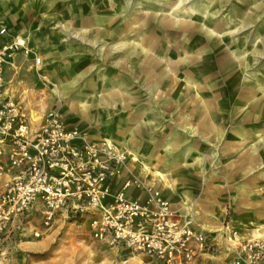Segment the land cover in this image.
I'll return each mask as SVG.
<instances>
[{
    "label": "rangeland",
    "instance_id": "1",
    "mask_svg": "<svg viewBox=\"0 0 264 264\" xmlns=\"http://www.w3.org/2000/svg\"><path fill=\"white\" fill-rule=\"evenodd\" d=\"M7 20L46 64L35 74L16 60L7 85L36 114L58 109L90 139L126 152L121 180L164 195L168 179H179L168 164L177 161L180 183L191 171L218 180L220 230L232 228L239 186L242 203L264 206V0H0V25ZM203 104L212 131L198 120ZM126 124L137 146L104 133ZM16 243L0 251V264H159L107 249L85 217L58 215L39 237L25 231ZM223 252L231 254L227 238Z\"/></svg>",
    "mask_w": 264,
    "mask_h": 264
},
{
    "label": "built area",
    "instance_id": "2",
    "mask_svg": "<svg viewBox=\"0 0 264 264\" xmlns=\"http://www.w3.org/2000/svg\"><path fill=\"white\" fill-rule=\"evenodd\" d=\"M18 54L41 69L42 58L27 37L0 25V174H6L0 185V251L15 240V230L39 237L62 215L85 217L94 239L161 264L191 263L212 253L210 238L193 228V207L180 212L159 190L144 192L137 179L113 189L126 152L68 126L58 109L36 114L21 97L3 92L5 67ZM226 235L229 264H264V238L243 239L232 228Z\"/></svg>",
    "mask_w": 264,
    "mask_h": 264
},
{
    "label": "crops",
    "instance_id": "3",
    "mask_svg": "<svg viewBox=\"0 0 264 264\" xmlns=\"http://www.w3.org/2000/svg\"><path fill=\"white\" fill-rule=\"evenodd\" d=\"M6 22L8 24V26H6V27H8L9 32H11L14 35L19 34V35L26 36L23 31L12 30L10 28L11 23L8 20ZM26 37L28 39L29 44L31 45L32 42L30 41L29 36L27 35ZM40 56L42 58V64H41V68H42L46 64L44 63V56L43 55H40ZM144 58H145V56L143 57V59ZM18 59H20L21 61L24 60L26 66L28 67L27 70H29V71L32 70L31 72H33L35 74L37 72V69H35V68L32 69L33 68L32 58L30 56H28L27 60H25L23 54H18L15 57V59L13 60L12 65L6 66L5 70H4V77L3 78H4V85L5 86H4L3 92L10 94V95H14V94L16 95V93L13 92L14 88L10 84L7 85V83H9L7 81L8 80L7 79V70L9 68L15 67L14 64H15L16 60H18ZM28 62H29V65H28ZM60 69H62V68H58V67L55 68V72H58ZM40 72H42V71H40ZM43 72H44V69H43ZM45 72H46V70H45ZM46 75L48 77L50 76L49 73H46ZM200 109L201 110L198 112V117H199L198 120L201 123V126L205 125L206 128L210 127V131H212V129L215 128L214 119L212 118V115L211 116L206 115L207 107L204 104ZM62 117H63V115H62ZM63 119L65 121L64 117H63ZM66 124L68 126L72 125V123H69L68 121H66ZM131 125L133 126L132 127L133 131H135V133H134V135H135L136 134L135 128L137 127L136 122L132 123ZM127 127H128V125L126 124L124 127H119V129L117 130L114 126H108L104 130V133L108 134L107 131H110V134H112V136H115V135H118L115 132H118L120 134V136L118 135L117 142H121L122 144H126V147L129 146L130 143H131V145L136 144V146H137L139 143H137V141L133 140V137H134L133 133H131V132H130V134H129V132L127 133ZM213 132H218V129H214ZM127 138L129 141L125 142V140H127ZM171 145L173 148H176L178 146V144L175 142L172 143ZM251 151L253 152L252 154L257 153V152H254V150H251ZM247 153H248L247 151L243 152L242 153L243 156L239 157V159L243 158ZM138 158L140 159V157H138ZM199 159L200 158H194L196 163L199 162ZM239 159H237V161ZM253 160H255V157L253 158ZM170 161H177V160H170ZM189 162L190 161L188 159L185 160V164H188ZM177 163H178L177 165H171L168 162L169 166L173 167L174 170L177 171L176 176H178L179 179H172V178L168 179L169 187L165 189L164 195L163 194L162 195L165 198H167L169 200V202H171V205L174 209H176L180 212L184 207H191V208L193 207V209L195 211L194 212V220H193V228L197 232H201V233L206 234L208 236V238H210V242H212L214 244V250L212 253L200 254L195 261H193L191 263H180V264H229L230 255L228 258H227V255L230 253H224L223 252V247H225V238L227 236L226 233L229 230H220L223 227V222H222L223 221L222 220L223 211L221 209H218L217 205L214 203L217 200L216 199V193H218V194L221 193L220 184H217L218 180L215 182L214 181L208 182L205 179H197L195 177L196 174H194L195 172L191 171L192 173L190 174V176L189 177L185 176V179H182V181H184V182L180 183V174L181 173L176 168L181 166L182 163L179 161H177ZM251 165L252 164L244 165L242 167L243 169H240V171L242 172V170H244V169L246 170ZM139 166L142 168V165H139ZM237 167H239V166L237 165ZM141 168L138 170H141ZM246 173H248V172H246ZM123 174H127V173L124 172ZM5 178H6V174H0V185L2 184V182L4 181ZM124 180H121V177L118 178L117 180H115V183L113 185V189L118 188ZM180 184L183 185L182 188H180L181 187ZM244 190L245 189L240 187V186L237 190V198H236L235 202H236V204H239V205H234L232 208V216H231V218H232V223H231L232 229H235V231H237V233H239L243 239H249L248 237H250V236H252V238H259V237L264 238V227L259 228L261 226L260 225L261 223L259 220L264 218V206L259 207L256 205H248V204L242 203V196L247 195L244 192ZM242 191L244 194L241 193ZM203 192H204V194H203ZM130 193L133 194L134 196H138V197L141 196V195H136V193H134L133 189H130ZM200 198L201 199L203 198V200L200 201ZM179 199H181L182 201L180 202ZM195 201H197V204L195 203ZM251 223L256 225L258 228L257 227L250 228L249 226H251L250 225ZM25 231H29V230H23V231H21L20 234H18V232H19L18 230H15L14 231L15 240L12 243L7 244V248L4 247V250L1 251V253H4L7 250H12L17 244L16 240L18 239L20 241L22 236L25 234ZM31 231L32 230H30V232ZM106 248L111 250L112 252H114L116 254L123 255V256H131L130 254L140 255L138 253H133L128 249L117 250V249L111 248L107 245H106ZM147 256L151 257L149 255H147ZM151 259L155 261L154 258L151 257ZM159 264H161V263H159Z\"/></svg>",
    "mask_w": 264,
    "mask_h": 264
}]
</instances>
